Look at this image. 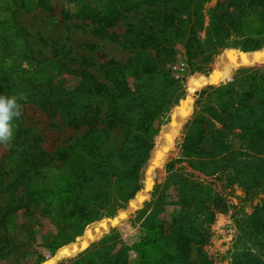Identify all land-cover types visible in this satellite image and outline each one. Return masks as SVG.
I'll return each mask as SVG.
<instances>
[{
	"label": "rangeland",
	"instance_id": "rangeland-1",
	"mask_svg": "<svg viewBox=\"0 0 264 264\" xmlns=\"http://www.w3.org/2000/svg\"><path fill=\"white\" fill-rule=\"evenodd\" d=\"M228 1L202 0L201 29L183 23L166 36L159 13L145 6L123 12L114 26L103 28L61 15L65 9L70 14L78 7L95 9L93 0H49L50 12L34 0H0V62L15 76L48 82L52 94L22 105L13 140L0 144V264H75L85 256L92 258L86 264H151L156 251L144 240L153 238L160 224L170 236L173 219L182 212L196 220L206 240L189 243L186 259L173 264H233L254 248L242 222L254 214L264 219V187L251 186L247 177L258 164L245 156L253 157L245 138L235 131L234 155L225 161L184 150L197 132L194 120L213 105L215 88L254 71L264 74V58L246 59L263 50L264 41L253 50L240 44L264 37L231 35L214 49L206 38L210 10ZM147 34L155 43L144 49ZM21 46L28 61L19 57ZM148 58L162 71L141 77ZM108 61L127 67L123 77L113 78ZM174 66L184 71L174 73ZM166 72L180 89L164 90ZM74 90L79 100L66 113L60 99ZM111 98L119 105L116 126L108 125ZM155 100L162 109L147 107ZM137 120L142 129L131 132L139 139L128 145L127 124ZM162 136L170 143L164 149ZM127 145L137 146L144 161L135 174L114 158ZM202 148L210 152V140ZM228 174L234 182H225ZM199 193L210 199L198 204ZM129 203L134 212L113 229L104 219L102 230L93 224Z\"/></svg>",
	"mask_w": 264,
	"mask_h": 264
},
{
	"label": "trees",
	"instance_id": "trees-1",
	"mask_svg": "<svg viewBox=\"0 0 264 264\" xmlns=\"http://www.w3.org/2000/svg\"><path fill=\"white\" fill-rule=\"evenodd\" d=\"M40 8L50 12L53 8L49 0H34ZM97 3L95 9L89 7H78L74 14H70L67 9L61 12L63 17L80 18L89 20L98 24L103 28L114 26L119 20L123 12L135 10L141 6L152 8L159 13L161 24L163 26L162 34L166 36L173 30H179V26L183 23H192L202 27V0H93ZM254 34L264 37V0H232L226 5L218 2L214 8L210 10V21L206 27V38L213 46L212 49L220 47L226 42L231 35H240L242 37ZM264 39L258 40L244 38L240 43L244 50H253L259 48ZM166 41L165 43H167ZM155 43V37L152 34H147L142 41L141 47L147 48ZM2 50L0 44V52ZM20 59L22 61L29 60V54L25 48L20 47ZM113 78L126 73V66H122L117 62L108 61L106 63ZM157 61L145 59L142 66L141 77H149L152 74L159 73ZM164 71V70H163ZM169 73V72H168ZM166 72V81L163 86L165 91L172 89H180V82L174 80L170 73ZM228 74H223L221 79H224ZM134 77H136L134 75ZM136 79V78H135ZM220 79V80H221ZM205 81L199 82L202 85ZM48 82L41 78H36L31 75L19 74L13 75L8 68L0 62V95L17 96L18 102L21 105L26 104L31 98H38L42 101L48 100L52 95L51 88L48 87ZM96 87V91L101 86ZM90 90V89H88ZM124 97L129 96L128 91H124ZM127 92V93H126ZM203 94H197L198 97ZM166 95V94H164ZM214 102L208 106L199 117L194 120L193 126H197L195 137L185 141L184 150L194 156L207 160L221 158L227 160L234 155L231 152L233 140L236 137L235 131H238L245 139L246 149L253 155L246 157L253 159L256 162V168L253 174H248L249 181L252 185L256 184L264 187V74L260 71L251 72L242 80L237 79L231 84L223 85L213 90ZM60 99L62 108L66 113H69L76 106L79 96L72 91ZM199 99V98H198ZM112 100V101H111ZM110 107L111 118L108 121L109 126H116V115L119 105L114 98H111ZM147 107L162 109L163 106L157 101H152L146 104ZM142 118L146 116H141ZM73 118V117H72ZM144 119V118H143ZM17 122V120L15 121ZM139 121H135L132 125L128 122L127 144H136L139 139L138 133L141 127H138ZM136 126V128H135ZM133 130V131H132ZM138 133H132V132ZM145 132H148L145 129ZM210 140L212 150L205 152L202 148L204 140ZM161 149L169 147L170 143L167 136H162L160 139ZM127 145V146H128ZM119 150L114 158L120 160L123 167L127 164V170L130 174H135L144 163L143 158L136 155V147H127ZM155 149L153 150L154 153ZM93 152H90V155ZM152 153V154H153ZM154 155V154H153ZM218 163V162H215ZM230 174L226 176L225 182H234L227 180ZM200 195V196H199ZM198 204L206 203L210 198L208 195L199 193ZM197 198V196H196ZM220 202L222 201L219 199ZM127 212L120 216L124 219ZM117 218L113 222L116 223ZM244 225L245 234L249 236V241L254 247L248 254L242 255L240 259H234L233 264H264V219L254 214L247 220L242 222ZM174 230L170 232V236L166 237L162 232V224L159 225L158 231L154 232L153 238L144 243L152 247L156 251L154 260L151 264H173L186 259L189 251V243H202L206 240V234L196 225V220L192 219L188 213L182 212L173 219ZM167 238V239H166ZM150 244V245H149ZM159 248V249H158ZM256 249V251H254ZM90 257H80L75 264H86ZM87 264H95L89 261Z\"/></svg>",
	"mask_w": 264,
	"mask_h": 264
},
{
	"label": "clouds",
	"instance_id": "clouds-1",
	"mask_svg": "<svg viewBox=\"0 0 264 264\" xmlns=\"http://www.w3.org/2000/svg\"><path fill=\"white\" fill-rule=\"evenodd\" d=\"M22 114L23 108L17 96L0 95V144L10 145L15 134L14 121Z\"/></svg>",
	"mask_w": 264,
	"mask_h": 264
},
{
	"label": "water",
	"instance_id": "water-1",
	"mask_svg": "<svg viewBox=\"0 0 264 264\" xmlns=\"http://www.w3.org/2000/svg\"><path fill=\"white\" fill-rule=\"evenodd\" d=\"M261 58H264V49L263 50H261L260 52H254V53H252V54H250V55H246V59L248 60V62H253V61H256V60H259V59H261ZM152 159H153V154H152ZM122 212H127L128 214V216L130 217L131 216V214L134 212L133 211V208H132V206H131V204L129 203L128 205H127V207H125L124 209H121V210H119V211H117L114 215H111V216H109V217H105V218H101L100 220H97L96 222H94L93 224L94 225H97L98 226V224H99V226H101V227H99V230H102V223H100L103 219L106 221V223H105V225L104 226H106V228L108 229V230H110V229H113L112 228V225H113V222L115 221V219L117 218V224L118 223H122L125 219H120V213H122ZM128 217V218H129ZM92 224V225H93ZM85 232V231H84ZM83 236H84V233H83ZM82 236V237H83ZM81 237V238H82ZM81 241H84V239H82V240H80V244H81ZM81 245H79L78 247L77 246H75V244H73V248H79Z\"/></svg>",
	"mask_w": 264,
	"mask_h": 264
},
{
	"label": "built area",
	"instance_id": "built-area-1",
	"mask_svg": "<svg viewBox=\"0 0 264 264\" xmlns=\"http://www.w3.org/2000/svg\"><path fill=\"white\" fill-rule=\"evenodd\" d=\"M172 69H173L174 73H181L184 71L183 67L174 66Z\"/></svg>",
	"mask_w": 264,
	"mask_h": 264
}]
</instances>
